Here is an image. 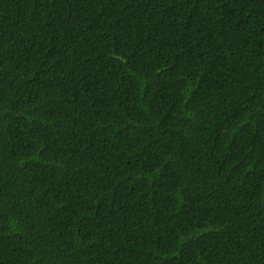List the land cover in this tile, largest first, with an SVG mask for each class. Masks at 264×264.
Wrapping results in <instances>:
<instances>
[{"label": "trees", "instance_id": "trees-1", "mask_svg": "<svg viewBox=\"0 0 264 264\" xmlns=\"http://www.w3.org/2000/svg\"><path fill=\"white\" fill-rule=\"evenodd\" d=\"M0 264H264V0H0Z\"/></svg>", "mask_w": 264, "mask_h": 264}]
</instances>
